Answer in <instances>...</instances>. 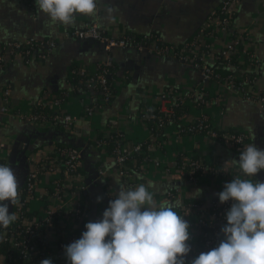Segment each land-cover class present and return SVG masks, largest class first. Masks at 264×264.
I'll return each mask as SVG.
<instances>
[{"label":"crops","instance_id":"obj_1","mask_svg":"<svg viewBox=\"0 0 264 264\" xmlns=\"http://www.w3.org/2000/svg\"><path fill=\"white\" fill-rule=\"evenodd\" d=\"M220 2L221 0H97L94 15L77 13L73 23L65 25L59 22L51 24L48 16L35 7V0H0V45L10 41H24L29 37L56 41L55 49L48 56L34 59L29 64H25L19 57H12L0 72V112L4 106L5 88L10 91L9 102L14 109L12 113H1L4 122L0 125V144L7 145L10 152L14 141L19 144L16 145L19 147L16 160L11 163L9 158L8 165L15 171L19 185L23 183L30 166L45 163L41 156L49 153L58 142L82 147L84 150L80 168L83 181L87 177L97 181L96 185L88 184L85 189L84 197L90 202L85 224L102 219L109 201L115 199L121 185L126 189H134L141 183L151 182L149 191L154 194L157 205L167 202L175 209L187 199L201 200L205 204L218 200L215 194L223 190L225 183L236 177L259 181L255 177L244 176L238 166L231 163L232 160L238 161L240 151L202 134H179L177 126L171 124L163 131L159 141L162 147L156 152L166 164L175 159L178 151H184L205 163H225L229 167L227 174L215 177L201 175L197 184L190 186L163 173L161 168L148 164L140 173L132 175V183L124 182L113 166L111 155L99 150L94 143H89L92 137L95 133L107 134L116 130L123 134L128 144L147 138L149 133L138 116L141 103L152 102L166 87L191 89L198 83L199 74L169 57L142 53L133 47L113 49L107 53L97 42L86 44L87 39L79 40L65 35L66 31L83 27L86 23H97L111 36L154 33L165 43L180 45L189 39L207 14ZM232 33L244 37L245 47L253 52L257 62L229 67L228 70L236 75L254 74L255 82L247 90L253 93L264 90V0H239L228 34L217 33L210 41L212 52L219 51ZM107 55L112 57L116 68L114 94L110 104L95 110L91 121L80 119L69 130H54L26 120V113L35 105L46 103L62 93L65 94L62 110L79 113L81 104L71 93L69 68L74 64L92 66ZM216 68L222 70L224 67L217 63ZM205 90L209 95L218 96L217 101H212L205 107L214 126L220 130L244 132L250 144L254 143L258 148L264 149V113L259 105L245 99L242 93L213 80L205 84ZM196 112V109L191 108L180 119L181 123L190 121ZM34 147L37 149L33 150ZM25 149L24 158L21 151ZM100 168L104 173L99 177ZM49 179L46 172L40 176L34 198L29 201L30 212L37 213L46 202L44 193ZM176 188L180 192L179 198L165 196L167 189L175 191ZM197 189L201 190L198 196L195 192ZM97 197H100L99 202ZM8 212L11 214L10 207ZM1 230L2 228L0 234ZM188 231L190 232L189 228ZM189 235L191 239L193 234ZM194 258L185 259V264H191ZM63 264H67V260Z\"/></svg>","mask_w":264,"mask_h":264},{"label":"built area","instance_id":"obj_2","mask_svg":"<svg viewBox=\"0 0 264 264\" xmlns=\"http://www.w3.org/2000/svg\"><path fill=\"white\" fill-rule=\"evenodd\" d=\"M239 0H221L202 21L195 32L180 45L165 43L154 33L141 36L123 34L108 35L97 23H86L83 27L73 28L65 32L70 38L79 40L93 39L104 51L133 47L139 52L169 57L181 64L196 70L199 74L198 83L188 90L166 87L155 96L152 102H142L138 116L145 125L149 136L128 144L122 133L112 131L107 134L95 133L92 137L95 146L108 152L113 160V166L124 182L132 183V175L140 173L148 164L161 168L168 176L178 181H184L190 186L197 184L201 175L210 177L223 176L229 171L225 163H205L197 157L189 156L184 151H178L171 163L166 164L156 154L162 146L163 131L171 124L177 126L179 134H202L210 139L219 141L224 146L243 150L250 142L244 132L217 129L205 107L212 101H217V95L206 93L205 84L211 80L226 85L242 93L247 100L255 101L264 113V90L256 93L247 90L256 79L254 74L236 75L231 72L222 75L216 70V64L226 59L225 67H239L242 64L252 65L256 58L244 45L241 34H230L224 46L213 53L210 41L219 34H228L234 15V9ZM56 47V41L50 38L29 37L24 41H10L0 45V72L12 57H19L25 64L34 59L48 56ZM231 58L235 64L231 65ZM116 68L111 56L97 61L92 66L83 64L71 65L68 71L71 93L80 101L79 113L62 110L61 104L65 94L50 98L46 103H39L47 109L45 112L26 113L29 122L56 127L63 130L71 129L80 120L91 121L95 110L110 104L113 92V79ZM10 91H3L4 106L0 112V125L3 124L1 113H12L13 107L9 102ZM197 110L190 121L181 123V118ZM82 147L54 145L49 153L42 155L45 163L35 164L28 169L23 185L18 190L19 205H15L13 213L17 219L7 228L2 229L0 241L9 243L8 253L0 255V264H40L43 259L50 258L52 264H63L66 260L64 247L80 238L78 229L82 225L90 202L84 197L87 184L81 174ZM10 149L0 144V165H9ZM264 171V170H263ZM46 172L50 179L46 186V202L30 219L25 216L29 201L34 198L40 173ZM104 170H98L102 176ZM21 195H24L21 199ZM165 196L179 198L180 192L167 189ZM232 201L220 203L219 199L209 204L201 200L189 199L173 209L189 225V233L193 236L187 241L191 251L184 259L197 257L200 253L210 251L218 246L223 235L221 228L227 223L225 214L231 207ZM107 239V238H106Z\"/></svg>","mask_w":264,"mask_h":264},{"label":"clouds","instance_id":"obj_3","mask_svg":"<svg viewBox=\"0 0 264 264\" xmlns=\"http://www.w3.org/2000/svg\"><path fill=\"white\" fill-rule=\"evenodd\" d=\"M35 7L48 16L51 24L69 25L77 13L94 15L97 0H35ZM231 163L244 176L254 177L264 170V149L249 144L240 151L238 161ZM18 185L15 171L0 165L2 229L17 219L15 213L9 214L4 202L19 205ZM151 187V182L134 189L119 186L102 219L86 223L80 238L64 247L67 264H185L184 258L191 251L187 243L189 225L173 205H157ZM195 192L198 196L201 190ZM215 195L220 203L232 201L225 214L227 223L221 228L223 239L191 264H264V182L236 177ZM40 264H52V260L43 259Z\"/></svg>","mask_w":264,"mask_h":264},{"label":"trees","instance_id":"obj_4","mask_svg":"<svg viewBox=\"0 0 264 264\" xmlns=\"http://www.w3.org/2000/svg\"><path fill=\"white\" fill-rule=\"evenodd\" d=\"M218 6V5H217ZM216 6V7H217ZM225 62H226V59H224V60H220V63H223V64H225ZM231 63H228V64H231V65H233V64H235V60H234V58H231V61H230ZM229 69V67H228V65H226L222 70H220V69H217L216 68V70L220 73V74H222V75H227L228 73H231V71H229L228 70ZM33 110H34V112H45V111H47V109L46 108H44L42 105H35L34 106V108H33ZM46 129H48V128H46ZM52 129H60V128H56V127H52ZM94 143L93 141H90L89 143ZM56 145H58V146H64V145H70V146H75V147H79V146H76V145H73V144H70V143H63V142H58V143H56ZM94 145H95V143H94ZM35 149H37L36 147H34L33 148V150H35ZM232 149H234V148H232ZM234 150H236V151H241V150H237V149H234ZM210 165H212L211 163H210ZM43 173H40V175H42ZM22 185H23V183L21 184V185H18V190L19 189H21V187H22ZM24 197V195H21V199L20 200H22L23 199V197ZM187 201H189V199H187ZM4 203H7L8 204V207H10V212L11 213H13V210H14V208H15V205H11V203L10 202H8V201H5ZM35 213H36V211H31V212H26L25 213V216H27L28 218H32L33 217V215H35ZM84 226H85V218H83V220H82V225H81V227L78 229V234H79V236L82 234V232L84 231ZM11 249V247H10V245H9V243H7V242H4V241H0V255L1 254H4V253H8L9 252V250Z\"/></svg>","mask_w":264,"mask_h":264},{"label":"water","instance_id":"obj_5","mask_svg":"<svg viewBox=\"0 0 264 264\" xmlns=\"http://www.w3.org/2000/svg\"><path fill=\"white\" fill-rule=\"evenodd\" d=\"M86 42V44L87 43H89V44H94L95 43V41L93 40V39H91V38H89V39H87V40H85ZM23 142H25L26 143V141H23ZM20 143V142H19ZM18 143L16 142V141H14V143H13V146H12V150H11V154H10V162L12 163V162H14V160H16V156H17V153L19 152L18 151V146H16ZM19 145V144H18ZM25 151H26V149L25 150H22L21 151V153H22V155H24L23 157L25 158ZM25 160V159H24ZM256 179H258L259 181H261V182H264V171L263 170H260L257 174H255V176H254ZM85 183L88 185V184H91V185H96L97 184V181H93L92 180V177H87V179L85 180Z\"/></svg>","mask_w":264,"mask_h":264}]
</instances>
